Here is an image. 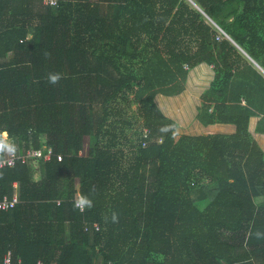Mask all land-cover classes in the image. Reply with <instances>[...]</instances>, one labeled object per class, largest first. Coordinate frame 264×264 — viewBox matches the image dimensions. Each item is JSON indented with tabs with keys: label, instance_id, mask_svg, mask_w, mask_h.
I'll return each instance as SVG.
<instances>
[{
	"label": "trees",
	"instance_id": "1",
	"mask_svg": "<svg viewBox=\"0 0 264 264\" xmlns=\"http://www.w3.org/2000/svg\"><path fill=\"white\" fill-rule=\"evenodd\" d=\"M48 1L0 0V160L6 133L55 153L0 168V201L21 193L0 211V264H264V149L225 103L243 65L264 80L237 47L264 63V0ZM203 64L198 122L237 130L178 137L156 99Z\"/></svg>",
	"mask_w": 264,
	"mask_h": 264
},
{
	"label": "crops",
	"instance_id": "2",
	"mask_svg": "<svg viewBox=\"0 0 264 264\" xmlns=\"http://www.w3.org/2000/svg\"><path fill=\"white\" fill-rule=\"evenodd\" d=\"M235 44V42H234ZM242 50L244 55L251 61L254 67L264 76V63L256 61L242 47L237 46ZM11 54L10 57H12ZM198 79L204 78L206 75L214 76V68L207 64H203L197 68ZM201 80V79H199ZM212 80V81H213ZM227 108L232 111V108H242L249 110L253 116L250 120V132L264 149V80L253 71L250 66L243 65L241 70L235 72V77L231 80L228 90V95L225 100ZM217 105L214 104V110ZM217 134H234L237 130L234 124H214L210 126ZM16 188H20L19 182Z\"/></svg>",
	"mask_w": 264,
	"mask_h": 264
},
{
	"label": "rangeland",
	"instance_id": "3",
	"mask_svg": "<svg viewBox=\"0 0 264 264\" xmlns=\"http://www.w3.org/2000/svg\"><path fill=\"white\" fill-rule=\"evenodd\" d=\"M195 69L190 73L189 81L187 85V92L179 98H167V97H157L156 103L168 118L177 122L180 129L177 130L176 135L180 136H200L217 134L216 131L210 126L201 125L198 120V112L202 106V96L206 93V90L210 88L213 75H206L204 73V78L199 80V75ZM5 143H7V153L11 152V140L9 134L3 135ZM90 149V138L87 137L85 141V149L83 154H88ZM98 264H102L101 259L98 260Z\"/></svg>",
	"mask_w": 264,
	"mask_h": 264
},
{
	"label": "built area",
	"instance_id": "4",
	"mask_svg": "<svg viewBox=\"0 0 264 264\" xmlns=\"http://www.w3.org/2000/svg\"><path fill=\"white\" fill-rule=\"evenodd\" d=\"M45 3H49L51 5L56 4L55 1H48L45 0ZM214 26L219 31V35L217 37V40H222L223 38L230 39V36L223 31L219 26H217L215 23H213ZM12 148V145H11ZM55 153L51 148L47 149H29L27 151L23 152H17V151H11L9 154L7 153L6 157L3 160H0V168L8 167V166H14L19 160L27 161L28 158H38L43 159L45 161L50 160ZM59 160H63V155H58ZM17 186V185H15ZM81 195V194H79ZM78 195V196H79ZM77 196V197H78ZM21 203V193L20 190L16 188V192L13 196H6L0 201V211H10L15 209L19 204ZM96 228L99 229L98 225H96ZM22 264L23 262L20 260L19 262ZM1 264H15L14 257L12 252L8 253L5 257V260ZM38 264H44L43 262H38Z\"/></svg>",
	"mask_w": 264,
	"mask_h": 264
},
{
	"label": "clouds",
	"instance_id": "5",
	"mask_svg": "<svg viewBox=\"0 0 264 264\" xmlns=\"http://www.w3.org/2000/svg\"><path fill=\"white\" fill-rule=\"evenodd\" d=\"M62 78V74L55 72V73H49L47 76V80L50 84H57ZM170 128L168 126H165L161 129L162 132L169 131ZM0 147H3V145H0ZM11 151H14V147L10 149ZM93 207V200L89 198V196L86 195H79L74 199V208L79 209L80 212H84L86 209H91ZM113 222H117L118 216L116 213H113L112 215ZM256 236L259 238L261 236H264V232L257 231Z\"/></svg>",
	"mask_w": 264,
	"mask_h": 264
}]
</instances>
